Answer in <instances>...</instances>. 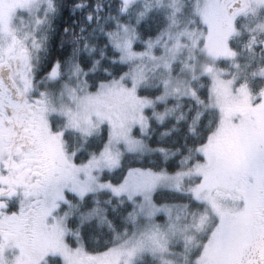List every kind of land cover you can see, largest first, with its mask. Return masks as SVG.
Returning <instances> with one entry per match:
<instances>
[{
    "label": "snow or ice",
    "instance_id": "6c2138e0",
    "mask_svg": "<svg viewBox=\"0 0 264 264\" xmlns=\"http://www.w3.org/2000/svg\"><path fill=\"white\" fill-rule=\"evenodd\" d=\"M39 3L0 13V264H264V0H118L42 72Z\"/></svg>",
    "mask_w": 264,
    "mask_h": 264
},
{
    "label": "trees",
    "instance_id": "16d2710c",
    "mask_svg": "<svg viewBox=\"0 0 264 264\" xmlns=\"http://www.w3.org/2000/svg\"><path fill=\"white\" fill-rule=\"evenodd\" d=\"M118 0H53L55 6V12L48 22V25L44 29V45L40 53L39 70L42 72L53 60H61L69 49L75 44L80 46V58L82 61H87L89 56L99 57L100 51H102L100 44L102 37L100 35V29L106 27L110 21L106 19L109 13L113 12L117 6ZM189 2V0L187 1ZM76 4H80L79 8L75 7ZM95 5L96 7H93ZM91 12L93 16V22L88 23L85 19V13ZM155 15H159L155 13ZM99 16L97 21L95 17ZM83 26V30L80 28ZM68 28V31H64ZM76 37V40L72 38ZM85 40L88 46L92 48L91 53H87L84 47ZM259 53V52H258ZM106 56L101 58L100 68L105 65L109 66L112 71H115ZM69 64H64L62 70L68 67ZM103 72L99 69L89 74V79H95L102 76ZM163 105H161L162 107ZM151 136H156V131L149 129ZM126 164L134 165L136 161L134 158H127ZM161 196L168 198V193H161Z\"/></svg>",
    "mask_w": 264,
    "mask_h": 264
},
{
    "label": "rangeland",
    "instance_id": "374dc122",
    "mask_svg": "<svg viewBox=\"0 0 264 264\" xmlns=\"http://www.w3.org/2000/svg\"><path fill=\"white\" fill-rule=\"evenodd\" d=\"M188 0H184L185 3H187ZM153 4L155 3V0H152ZM201 2H207V0H201ZM18 4V0H0V13L2 14H7L8 10L10 8H13L14 6H16ZM46 7V4L44 3V0H40L39 3V7L37 10V14L41 17H44L43 22L38 26L37 31H36V36L38 38V42L41 43V48L36 50L34 53V58H33V62L37 63L36 61V57H39L40 60V53L43 49V45H44V40L40 41L39 37L41 35H44V29L46 28V26L48 25V22L50 21V19L52 18L53 14L55 11L52 12H47L45 13L44 8ZM55 7V6H54ZM206 15L209 17V19H214L215 17V11L214 9H207ZM28 21H25V25L27 26ZM217 27H219V25L217 24ZM243 31V30H241ZM243 45V37L241 35H236L233 36L232 38V46L234 49H236L238 52H241L242 55L240 57L241 61L247 56V49L242 47ZM259 48H257V52H259ZM91 74V73H89ZM61 77L64 81L69 82V83H73L75 82V80L77 79L76 75L72 74V70H71V65L69 64L68 67H66L64 70L61 69ZM41 86H43V84H41ZM177 260H179L180 258L177 257Z\"/></svg>",
    "mask_w": 264,
    "mask_h": 264
}]
</instances>
